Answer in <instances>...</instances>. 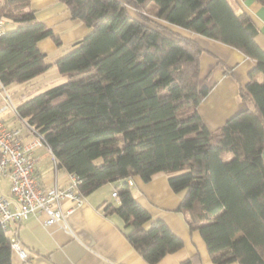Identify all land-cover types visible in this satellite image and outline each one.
Segmentation results:
<instances>
[{
    "label": "trees",
    "instance_id": "1",
    "mask_svg": "<svg viewBox=\"0 0 264 264\" xmlns=\"http://www.w3.org/2000/svg\"><path fill=\"white\" fill-rule=\"evenodd\" d=\"M57 1L91 30L50 64L37 44L50 38L59 46V36L37 19L30 0H0V18L14 25L0 36V84H28L51 65L66 77L19 103L18 116L58 166L78 177L83 197L115 185L117 204L103 210L119 216L147 264L183 246L163 220H151L126 181L148 182L159 172L180 195L178 211L214 264H264V51L251 17L228 0ZM167 25L251 59L239 94L252 109L210 131L198 113L208 92L199 84L204 50ZM223 152L232 158L224 161ZM11 253L0 226V264H12Z\"/></svg>",
    "mask_w": 264,
    "mask_h": 264
},
{
    "label": "crops",
    "instance_id": "2",
    "mask_svg": "<svg viewBox=\"0 0 264 264\" xmlns=\"http://www.w3.org/2000/svg\"><path fill=\"white\" fill-rule=\"evenodd\" d=\"M228 1L236 12L244 11L251 17L257 28L255 42L264 51V5L257 0ZM30 4L37 19L59 36L60 45L68 46L66 51L73 49L75 43L91 30L79 20L71 19L66 6L57 0H30ZM167 26L178 34L192 38L204 50L199 61V84L208 88V92L198 106V113L210 131L220 128L234 114L252 109V103L243 100L239 94L240 88L248 82V73L254 66L251 59L217 41L172 25ZM37 46L50 64L67 53L57 52L58 47L50 38L40 40ZM54 67L51 65L44 73L36 76L33 82L40 81L46 75V81L42 82L45 88L61 81L63 77L59 79L61 75H57L58 71H53ZM34 85L35 90L41 88ZM18 123L19 125L13 123L12 119V124H6L20 129L23 140H30L31 136L20 121ZM33 156L42 185L60 188L68 185V172L55 163L46 145L36 147ZM106 185L84 196L79 205L71 200H63L60 208L66 215L58 224L44 226L43 213L27 217L18 227V239L27 257L21 260L12 252L11 263L147 264L125 238L119 216L104 212L106 204H117L111 197L115 185ZM7 186L5 181L4 193H8ZM132 186L136 201L149 212L151 220H163L171 232L183 241L179 250L167 254L157 264H182L191 258H195L194 264H214L199 232L190 231L184 213L178 211L181 197L169 187L167 174L156 173L148 182L134 176ZM148 225L149 222L145 224Z\"/></svg>",
    "mask_w": 264,
    "mask_h": 264
},
{
    "label": "built area",
    "instance_id": "3",
    "mask_svg": "<svg viewBox=\"0 0 264 264\" xmlns=\"http://www.w3.org/2000/svg\"><path fill=\"white\" fill-rule=\"evenodd\" d=\"M4 26L5 20L0 18V36L5 32ZM2 93L0 115L11 111L31 136L30 140H23L20 129L9 127L0 118V226L9 237L12 252L24 260L27 253L18 239L20 223L30 215L43 213L44 226L58 224L66 215L61 210L60 203L71 200L79 205L83 201V195L78 189L79 179L72 173H68L69 182L66 187H47L40 183L33 151L45 144L34 128L18 116L16 106L12 104L3 85L0 89V94ZM54 160L57 163L55 158ZM5 181L8 193L3 192ZM126 181L128 185H132V178ZM111 197L118 201L116 189L112 190Z\"/></svg>",
    "mask_w": 264,
    "mask_h": 264
},
{
    "label": "rangeland",
    "instance_id": "4",
    "mask_svg": "<svg viewBox=\"0 0 264 264\" xmlns=\"http://www.w3.org/2000/svg\"><path fill=\"white\" fill-rule=\"evenodd\" d=\"M129 11L133 14L134 11L132 9H129ZM14 28V25L10 22H5V26H4V29L6 31L8 30H12ZM86 36V35H85ZM84 36V37H85ZM84 37H82L80 40H82ZM57 52H68L66 50H68V46H66L65 44L64 45H59L57 46ZM71 50V49H70ZM69 50V51H70ZM53 71H57L56 68L54 67L53 68ZM58 73V72H57ZM49 75V74H48ZM57 75H61L59 76V79L60 77H63L61 81H56V84H59L61 82H63L65 80V76L62 75V74H57ZM35 78H33L31 80V83L27 84V83H12V84H9L7 86H4V89L6 90V92L10 95V98H11V102L14 106H17L19 103H21L22 101L30 98L31 96H33L34 94H36L37 92L45 89V86H43L42 82H45L47 79V75L45 76V78H42L40 81L38 80V82H33ZM55 82V81H54ZM35 84V85H34ZM42 84V85H41ZM33 85L35 87L37 86H41V88H37L36 90L34 89ZM1 84H0V89H1ZM47 88V87H46ZM2 96H3V93L0 94V106L3 104V101H2ZM0 118L2 120H5V122L7 124H12V119H13V123H16L17 125H19L18 123V119L12 114L11 111H5L4 113H2L0 115ZM221 158L224 160V161H228L232 158V154L230 152H223L221 154ZM107 189H109V186H105ZM131 189L134 190V187L131 185Z\"/></svg>",
    "mask_w": 264,
    "mask_h": 264
}]
</instances>
